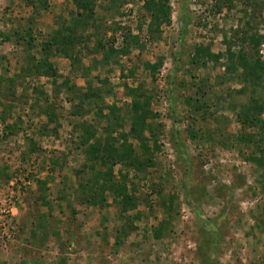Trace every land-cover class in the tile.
Wrapping results in <instances>:
<instances>
[{"label": "rangeland", "instance_id": "rangeland-1", "mask_svg": "<svg viewBox=\"0 0 264 264\" xmlns=\"http://www.w3.org/2000/svg\"><path fill=\"white\" fill-rule=\"evenodd\" d=\"M154 1L149 32L146 0H0V264H264V112L241 123L233 74L264 0ZM127 88L158 116L143 173L99 160L134 142Z\"/></svg>", "mask_w": 264, "mask_h": 264}, {"label": "trees", "instance_id": "trees-1", "mask_svg": "<svg viewBox=\"0 0 264 264\" xmlns=\"http://www.w3.org/2000/svg\"><path fill=\"white\" fill-rule=\"evenodd\" d=\"M79 5V4H77ZM144 8L150 13L151 23L149 32L154 31L155 27L159 22L160 16L158 14L159 5L153 0H146ZM78 20H75V23L72 26H67L61 31H55L49 40V42L58 47H66L65 55H68L70 47L76 46L79 43L78 36ZM88 23L85 25L87 28ZM95 28V27H94ZM129 43L135 41L137 44L138 37H129ZM260 38H254L252 40V45L255 49H260L261 42H264V39L259 40ZM264 45V44H263ZM105 49L104 57L105 62L109 59H113L117 55H125L130 52V45L128 41L125 42V47L120 49H115V43L111 46L110 49ZM108 49V50H107ZM64 51V50H63ZM114 56V57H113ZM113 57V58H112ZM234 55L230 54V61H233ZM42 69L50 67L48 62H44ZM234 63L232 64V66ZM48 69V68H47ZM241 71V72H240ZM240 72V74H239ZM237 80L244 85L241 92L242 94L250 92L249 103L247 106H240L239 118L241 123L245 127H253V125L259 123V116L264 112V98L263 93H261L262 88V77H264V62H261L259 59H256L252 56H242L240 62H238L234 73ZM93 97H96L99 91H93ZM128 97L132 99V103L129 110V119H130V135L134 142L138 144V149L135 148L134 142L129 143L128 139L122 136V140L114 141L118 143L117 145L107 143L104 147V153L99 160L101 163H119L123 165L124 168L132 169L138 173L146 172L153 164V159L151 156V146L157 145L156 140V121L158 116L151 111L149 102L143 100L139 97L138 92L135 90L127 88ZM95 99V98H93ZM91 100V99H90ZM112 114L116 117L115 113L112 111ZM159 124H157L158 126ZM157 147V146H156ZM109 152V153H108ZM125 179L126 177H122ZM110 186L104 184V187L108 188L112 192L118 193L119 196L125 195L124 183H116L112 180H109Z\"/></svg>", "mask_w": 264, "mask_h": 264}]
</instances>
